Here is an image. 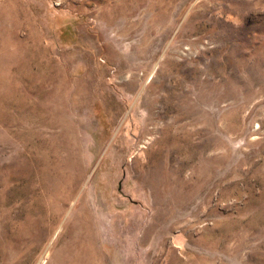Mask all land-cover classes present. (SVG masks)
I'll list each match as a JSON object with an SVG mask.
<instances>
[{
  "label": "rangeland",
  "instance_id": "rangeland-1",
  "mask_svg": "<svg viewBox=\"0 0 264 264\" xmlns=\"http://www.w3.org/2000/svg\"><path fill=\"white\" fill-rule=\"evenodd\" d=\"M0 264H264V0H0Z\"/></svg>",
  "mask_w": 264,
  "mask_h": 264
},
{
  "label": "bare ground",
  "instance_id": "bare-ground-1",
  "mask_svg": "<svg viewBox=\"0 0 264 264\" xmlns=\"http://www.w3.org/2000/svg\"><path fill=\"white\" fill-rule=\"evenodd\" d=\"M177 260V259H176ZM169 262V261H168ZM172 262H174V261H172Z\"/></svg>",
  "mask_w": 264,
  "mask_h": 264
}]
</instances>
